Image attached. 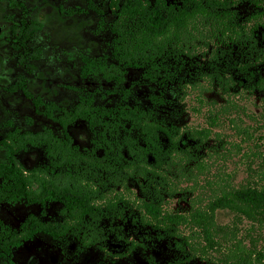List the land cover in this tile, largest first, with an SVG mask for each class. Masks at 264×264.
Masks as SVG:
<instances>
[{
	"label": "trees",
	"instance_id": "trees-1",
	"mask_svg": "<svg viewBox=\"0 0 264 264\" xmlns=\"http://www.w3.org/2000/svg\"><path fill=\"white\" fill-rule=\"evenodd\" d=\"M109 8L113 61L86 57L82 76L121 84L129 69L151 82L186 71L180 92L195 97L204 124L167 127L153 111L101 108L92 96L81 97L56 121L66 131L84 120L99 133L91 150L83 153L50 131L22 136L23 147L46 145L52 165L71 171L0 170L5 197L59 202L65 221L30 217L20 236L0 237V257L10 260L13 247L38 233L94 244L99 221L122 219L129 208L132 221L173 243V264H264V0H110ZM253 98L259 113L249 110ZM47 108L50 116L57 109ZM176 197L187 208L170 210ZM223 212L227 223L219 219Z\"/></svg>",
	"mask_w": 264,
	"mask_h": 264
},
{
	"label": "rangeland",
	"instance_id": "rangeland-1",
	"mask_svg": "<svg viewBox=\"0 0 264 264\" xmlns=\"http://www.w3.org/2000/svg\"><path fill=\"white\" fill-rule=\"evenodd\" d=\"M93 2L102 13L90 9L87 0H0V16L7 17L6 9L14 8L7 17L12 18L14 24H19L21 19L26 20L27 24L36 22L35 20L44 23L43 30L22 45L19 40L12 41L9 38L10 34L8 37L3 36L2 41L8 42L0 57L3 54L6 58L5 68L8 69L6 70L8 74L0 76L7 78V81L0 85V99L3 90L20 83L32 95L33 101L38 99L42 105L36 110L32 99H26L20 92L18 97L21 105L14 106L19 116L14 118L12 127H9L5 121H0L1 137L12 129H19L22 132H41L44 129H51L57 136L62 137V130L46 117L47 106L55 105L59 108L52 111L54 116H59L62 114L60 109L72 110L81 97L88 96H92L94 105L101 108L124 106L153 111L163 126L167 127L204 124L203 115L194 111L199 106L195 97L184 99L180 92L178 80L186 74V71H182L171 80L163 76V79L151 82L144 78L143 72L129 69L121 84L107 82L101 77L84 78L81 75L83 57L91 59L109 57L110 61H113L114 35L111 32V24L114 14L109 8L110 0H93ZM18 3L23 7L17 9L14 5ZM60 7L64 11L59 10ZM247 12L248 9L244 8L243 13L247 14ZM20 63L24 67L22 66L18 71L16 66ZM246 102L250 111L260 112L258 107L260 103L255 98ZM70 132L76 146L82 151L89 148L90 135L85 124L73 125ZM39 150V154L23 156L28 167L34 165L45 167L49 164L50 160L44 149ZM131 187L133 192L139 195V188L135 185ZM169 208L173 211H182L187 208V203L176 197L170 201ZM57 210V205L50 203L42 209L40 216L45 215V219L54 220L55 215L59 213ZM132 214L131 209L128 208L124 218L105 220L99 228V246L85 248L81 245V241L73 236L71 239L61 240V243L54 245L53 248L42 246L33 249L35 244L30 243L28 244L30 248L23 249L24 253L16 251L17 264H29V256L37 259L40 257L38 264H173L176 262L178 254L173 243L167 239L160 240L156 231L132 221ZM219 219L227 223L231 217L223 212L220 213ZM11 229L7 231L11 232ZM45 239L40 236V244L45 245L47 242ZM133 243L136 244L135 249H131ZM45 247L46 249H43ZM37 250L42 251L43 255L39 256ZM17 253L23 258L18 257ZM0 264L9 263L1 261ZM187 264L207 263L194 260Z\"/></svg>",
	"mask_w": 264,
	"mask_h": 264
},
{
	"label": "flooded vegetation",
	"instance_id": "flooded-vegetation-1",
	"mask_svg": "<svg viewBox=\"0 0 264 264\" xmlns=\"http://www.w3.org/2000/svg\"><path fill=\"white\" fill-rule=\"evenodd\" d=\"M17 9L20 7H23L21 3L15 4L14 5ZM44 9V8H43ZM41 9V10H43ZM13 11L14 8L8 10L6 9L5 14L9 15L10 11ZM59 10L64 11L63 8H59ZM68 14H70L71 12H67ZM7 15V17H8ZM11 15V14H10ZM14 15V14H12ZM4 16V18L2 16H0V53L2 52L3 49H5L6 46V42L5 40L2 41L3 36L6 35V37L9 36V38L13 41H20L21 45L24 43H27L31 38H33L34 36H36L38 33H40L43 28H44V23L40 22L39 20H35L36 22H31L29 24L26 23V20L21 19L19 24H14L12 22V18H7ZM39 26H41V28H39ZM4 55L2 54L0 57V76H2L3 74H8L6 72V70H8L7 68H5V57H3ZM33 58L36 60V57L33 56ZM85 59L86 57L82 58L83 62V66L81 69V75H82V71L85 65ZM24 67V65L22 63L19 64V66H16V69L19 71L21 69V67ZM5 79V80H4ZM7 81V78H2L0 77V85L4 84V82ZM7 85V83L5 84ZM7 90H3V94L2 95V99H0V121H5L9 127L13 126V122H15L14 118L18 117L19 113L16 112V109H14V106H18L20 107V99L18 97V94L20 92L23 93V95L25 96L26 99L31 100L32 99V103L35 105L36 110L38 107H40L42 105V102L38 99H34L33 101V97L32 95L28 92V90L22 85V84H13L10 87L6 88ZM80 102V100H79ZM78 102V103H79ZM77 103V105H78ZM76 105V106H77ZM50 106V105H49ZM75 106V107H76ZM48 107V106H47ZM10 109V110H8ZM59 109V108H57ZM55 109V110H57ZM19 110V109H17ZM62 114L59 116H54L53 114L50 116L48 114V108H47V114L46 117L52 121V123L57 124V126L62 130V134L63 136H57L53 130L51 129H44L41 132H22L19 129H12L9 132H7V134L4 137H1V132H0V170L1 167L4 166H19L20 168H24L28 171L30 170H34V169H45L48 168L50 171L49 173H56V172H65V171H71V168L69 166L66 167H54L52 165V158L49 157L48 153H47V146L43 145V144H30L27 143L25 147H23V139L22 136L25 134H32V135H38L39 133H44L46 131H50L53 135V137H55L57 140L60 141H64V142H68L71 141V145L72 146H76L74 143L73 138L71 137V132L70 129L73 125L78 124V123H83L86 125V127H88V125L86 124V122L84 120H77L75 121V123L73 125H69L67 127V130L65 131L61 125H59V123L56 121V118H59L61 116H63V112L64 111H72V110H64V109H60ZM22 114V113H20ZM99 136V133H96ZM95 133H93L92 131L89 130V135H90V146L87 150L82 151V149L79 146H76L80 149L81 152L85 153L88 150H91L95 144L93 143V140L96 139L95 138ZM43 148L45 151V154L47 156V158L50 160L49 164L45 167L42 166H31L28 167L27 163H25V159L23 158V156L25 154L30 155V154H39V149ZM100 151V152H99ZM97 154L101 155L102 154V149H98L97 150ZM37 160V159H36ZM8 183L6 182L5 178L1 176L0 174V237L4 236L5 234H14L17 233L19 236L21 235V231L23 229L24 224L30 219V217H35L36 219H38L39 221L43 222V223H62L65 221L66 218V213L64 212L65 207L63 204L56 202V201H49L47 202L45 205L42 204H38V203H29L25 198L16 195L15 197H12V195L5 197L4 193H5V186H7ZM55 204L58 207V214L55 215L56 219L54 220H50V219H45V215L44 216H40L42 213V209L44 207H46L48 204ZM115 219H117V217H115ZM105 220H109V221H113L112 218H106L103 220L99 221L98 227L96 232L99 234V228L101 227V224L105 221ZM12 228L11 232L7 231V229ZM100 235V234H99ZM40 236L45 237L47 240V242L45 243V245H42V243L40 244ZM75 237L78 238L81 242V245L85 248H91L94 246H99V242H100V238H98L97 242L91 245H85L82 241L81 238L76 237L74 235L68 234L67 236H64L61 239H54L53 237H51L50 235H46V234H41L38 233L34 238L24 241L22 242V244L20 246L17 247H13L12 248V255H11V259H6L3 257H0V262L1 261H6L9 264H17V259L16 257V251L17 252H23V249H26L27 247L30 248V246L28 244H35L33 247V249H38L42 246H47V247H51L53 248L54 245H58L61 243V240L63 239H71V237ZM28 245V246H27ZM71 248V247H70ZM43 249H46L43 248ZM39 256L43 255L42 251L37 250ZM18 254V253H17ZM14 256V258H13ZM22 255H20V253L18 254V257H21ZM40 259V257H39ZM39 259L34 258L32 256H29V264H38L39 263ZM53 262H56L55 260H53Z\"/></svg>",
	"mask_w": 264,
	"mask_h": 264
}]
</instances>
